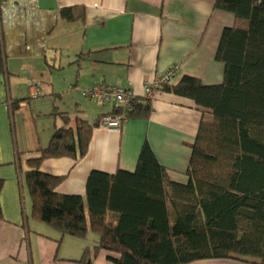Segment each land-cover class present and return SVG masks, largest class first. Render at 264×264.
Returning <instances> with one entry per match:
<instances>
[{
    "label": "trees",
    "instance_id": "16d2710c",
    "mask_svg": "<svg viewBox=\"0 0 264 264\" xmlns=\"http://www.w3.org/2000/svg\"><path fill=\"white\" fill-rule=\"evenodd\" d=\"M211 1L216 10L235 15L216 53L225 65L223 82L205 85L185 75L177 84L163 77L155 87V92L190 98L208 113L192 145L185 182L173 179L145 140L135 170L93 169L85 195L58 190L66 176L44 172V161L84 158L102 117L148 120L155 97L136 95L129 109L107 102L113 109L93 123L54 104L51 114L64 124L38 156L27 160L23 182L34 220L61 237L87 239L90 231L98 235L97 244L87 246L77 264H94L103 250L112 264H191L222 258L264 264V0ZM59 15L68 22H85L86 6L63 7ZM6 68L0 21V72ZM97 84L115 85L96 83L81 88V94L86 97L83 91ZM10 101L13 126V109L22 99ZM4 184L0 177V195Z\"/></svg>",
    "mask_w": 264,
    "mask_h": 264
},
{
    "label": "crops",
    "instance_id": "0c3cea01",
    "mask_svg": "<svg viewBox=\"0 0 264 264\" xmlns=\"http://www.w3.org/2000/svg\"><path fill=\"white\" fill-rule=\"evenodd\" d=\"M80 4L86 6L85 22H68L60 17L61 8ZM0 21L7 70L28 76L43 62L65 54L69 68L77 70V79L70 80V84L82 88L96 83L120 84L131 86L142 97L146 84L160 81L172 65H178V70L170 79L171 84H177L185 75L196 77L205 85L222 83L225 65L216 59V53L223 30L233 26L235 15L216 10L211 0H0ZM42 91H46L45 86L30 87L33 97ZM52 91L57 93L54 87ZM78 92L79 89L72 100L74 107L62 109L70 116L75 112L73 115L91 122V117L97 119L113 109L93 101L81 104L84 99L79 100ZM154 97V110L148 120H125L121 127L101 124L94 129L84 158L48 159L41 169L66 176L58 190L85 195L87 177L93 169L135 170L141 148L148 140L173 179L185 182L192 145L208 113L190 98L173 92L156 91ZM2 106L0 142L8 135L9 108ZM37 106L39 115L46 113L40 104ZM63 124L62 119H57L54 126ZM51 133L39 136L37 141L21 143L15 139L18 183L13 170L0 168V177L5 179L0 195L4 213V219H0V264H77L74 256L60 257L67 236L31 228L26 215L25 165L21 158L38 156V150L49 144ZM6 157L11 160L12 153ZM3 160L0 156V165L9 167L10 160ZM25 167L26 171L29 166ZM64 251L70 254L68 247ZM107 257L108 254L100 253L94 264H109ZM191 264L257 263L222 258Z\"/></svg>",
    "mask_w": 264,
    "mask_h": 264
},
{
    "label": "rangeland",
    "instance_id": "374dc122",
    "mask_svg": "<svg viewBox=\"0 0 264 264\" xmlns=\"http://www.w3.org/2000/svg\"><path fill=\"white\" fill-rule=\"evenodd\" d=\"M4 55V54H3ZM52 57V55H51ZM50 58V57H49ZM6 59V58H5ZM41 66V67H40ZM35 72L28 74V76L23 72H15L11 70H7V72H0V107L2 105H8L9 110H12V102L10 101V96L15 99H22L20 104L17 107H14V117H13V126L11 125V118H10V111L8 110V135L7 137L0 142V156L4 159V162H8L10 157V152L12 153V159L10 160L11 164L9 167L0 165V168H3L4 171L6 170H13L14 179L16 183L19 181V174L16 172L18 167V159L17 153L15 157V153L13 150L15 148V139L18 138L21 143L28 142L29 139L32 141H37L40 137L45 135L49 136L50 133H54L55 131V121L58 119L61 121L60 116H54L51 114L54 104L57 105L60 109H70L74 106L72 105V100H74L76 95V90L79 89L78 98L84 99L81 104L86 102L90 103L92 100L87 99L81 94L80 89L82 88L81 85L70 84V80H76L77 70L75 68L70 69V64L66 59L65 54L63 55H56V57L50 58L49 62H43V66L40 65ZM7 67V65H6ZM11 79V81H10ZM34 84L38 86H45L46 91H42L43 93L38 97H33L30 92V87ZM52 87L55 88L57 93H53ZM52 91V92H51ZM53 93V94H52ZM52 94V95H51ZM56 94V95H55ZM60 97V98H59ZM24 98V99H23ZM79 102V101H78ZM96 102V101H93ZM38 104L40 107L46 112L43 115L38 114ZM98 105H106L111 107V103H100L97 102ZM95 104V107L96 105ZM79 109V108H78ZM75 112H72V114ZM39 116L43 117L40 118ZM96 119L91 117V122H95ZM51 133V134H52ZM53 135V134H52ZM25 157L26 154H21ZM28 158H21L23 165H28L27 160ZM2 166V167H1ZM23 167V171L25 172V168ZM19 168V167H18ZM19 170V169H18ZM23 178L25 180V173H23ZM23 192L24 196L27 200V211L26 215L29 217V222L31 228H36L35 230H39L40 232L43 229H49L54 234L59 235V233L52 229L51 227L47 226L46 224L34 220L31 217V199L29 193L26 188L25 181L23 182ZM19 189V186H18ZM22 192V189H21ZM40 228V229H39ZM43 228V229H42ZM48 231V230H47ZM46 232V231H43ZM64 247L62 250L59 251L60 257L63 256H74L75 259H79L82 255V249L84 250L87 246L93 247L97 244L98 235L94 232H89L87 239L76 238L72 236H67ZM69 239V240H67ZM70 241V242H68ZM71 244V248L70 245ZM68 247V252L71 254H66L64 248ZM76 249L79 250L76 251ZM102 254H109L107 251H101ZM78 256V257H77ZM109 264H112L110 260H107Z\"/></svg>",
    "mask_w": 264,
    "mask_h": 264
},
{
    "label": "built area",
    "instance_id": "2783aa9c",
    "mask_svg": "<svg viewBox=\"0 0 264 264\" xmlns=\"http://www.w3.org/2000/svg\"><path fill=\"white\" fill-rule=\"evenodd\" d=\"M178 70V65H172L166 75L164 76L165 81H170L172 76ZM159 86V83H147L145 86V96L152 97L155 93V87ZM129 86L115 84H97L90 89L83 91L84 95L93 100H102L106 102L115 103L118 105H124L126 109H129L131 100L136 96L133 89L128 88ZM126 120L124 115H108L102 117V123L105 125L119 127Z\"/></svg>",
    "mask_w": 264,
    "mask_h": 264
}]
</instances>
